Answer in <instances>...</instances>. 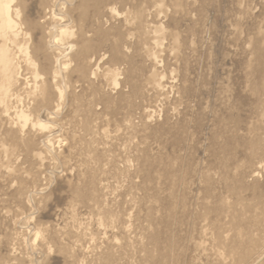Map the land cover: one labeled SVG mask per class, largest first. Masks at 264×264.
Wrapping results in <instances>:
<instances>
[{
	"label": "rangeland",
	"instance_id": "rangeland-1",
	"mask_svg": "<svg viewBox=\"0 0 264 264\" xmlns=\"http://www.w3.org/2000/svg\"><path fill=\"white\" fill-rule=\"evenodd\" d=\"M24 1L0 122L45 130L0 158V263L264 264V0Z\"/></svg>",
	"mask_w": 264,
	"mask_h": 264
},
{
	"label": "bare ground",
	"instance_id": "bare-ground-1",
	"mask_svg": "<svg viewBox=\"0 0 264 264\" xmlns=\"http://www.w3.org/2000/svg\"><path fill=\"white\" fill-rule=\"evenodd\" d=\"M47 2H50L51 3V0H47ZM52 4V3H51ZM50 4V5H51ZM54 6V11H53V8H50L49 9V12H50V18H49V22L51 23H54L55 27L52 31L53 33V36L54 37H60L63 33L62 31V28H63V24H62V20H61V14H62V9L59 8L58 4L56 5V3L54 2V4L52 5ZM33 9L29 6H27L25 4V1L24 0H6V3L5 5H0V101L1 103L3 104L2 106L0 105V109L2 107V109L4 108H7V111L10 110L8 109L10 106H9V103L11 104V101H9L8 98H10L12 96V94L10 93V96L8 97L9 95V92L13 91L15 85H16V82H18V80H15L13 79V74H14V71L16 69V66L15 64L12 63V58L15 54H17V47L19 48H22L19 52L22 53L23 49L26 47L29 48L31 47V43H32V40L31 38L29 39L27 36L28 34H26V30L27 29V24L24 20V14H28L29 16H32L30 18H35L32 14V11ZM55 12V13H54ZM23 21V22H22ZM64 47L60 44V43H56L54 44V54L53 56L55 55V58H54V79L57 75V80L54 81V83L52 85H55V87L57 85H60L61 81L63 80V76H64V69H63V64H64V56H63V52H64ZM30 52V56L28 59H27V62H25L26 64H28V68L30 69V80H31V87H32V90H24V93L25 91H29L28 93V97L31 98V100L33 99V101H35V99H41V100H44V102L47 101V98H48V93H49V83H48V78L46 75H44L45 73L42 74V71L44 69V63L45 62H48L47 59H43V62L42 60L38 59V61H36V59H34V56L32 55V51L29 50ZM18 68V66H17ZM24 75V74H23ZM14 85V86H13ZM58 87V86H57ZM30 88V87H28ZM62 88V87H61ZM27 89V88H26ZM59 88H57L56 92L59 93V91L61 90H58ZM19 90V89H18ZM23 90V89H22ZM15 91V90H14ZM20 92H21V89H20ZM19 92V93H20ZM13 93V92H12ZM17 93V92H16ZM15 93V94H16ZM19 93L17 95H19ZM23 93V92H21ZM23 97L24 95L21 94ZM27 94V93H26ZM57 95H62V94H57ZM15 96V95H13ZM12 98V97H11ZM14 98V97H13ZM26 98V97H24ZM57 98V96H56ZM60 98H62V96H60ZM15 99V98H14ZM16 99H20V98H16ZM58 99V98H57ZM23 100V99H22ZM30 100V99H29ZM28 100V101H29ZM59 100V99H58ZM61 100V99H60ZM18 100H13L12 101V105L13 104H16ZM20 101V100H19ZM32 102V101H31ZM59 102V101H58ZM57 102V103H58ZM0 103V104H1ZM23 103V102H21ZM27 103L26 101L23 103L25 104ZM21 104V105H23ZM31 104V103H30ZM18 105V104H16ZM20 105V107H21ZM26 107L28 104H25ZM33 105V104H32ZM31 106V105H30ZM57 106V104H56ZM17 107V106H16ZM19 107V109H20ZM32 107V106H31ZM12 108V107H11ZM15 108V106L13 107ZM24 108V106H23ZM22 108V109H23ZM19 109H16L19 111L20 115L23 113H21L20 111H23L22 109L19 110ZM14 110V113H15V109ZM30 110V108L28 109L27 107V110L26 112ZM32 110L34 111V107H32ZM4 111H6L4 109ZM3 112V111H2ZM9 112V111H8ZM7 112V113H8ZM17 112V111H16ZM4 113V112H3ZM6 113V114H7ZM12 113V112H11ZM11 113H8L6 116H10ZM31 113V112H30ZM34 113V112H33ZM13 114V113H12ZM18 114V113H17ZM16 114V119L18 118V121H19V117L18 115ZM27 114V113H25ZM23 115V118H21L20 120L24 121L25 119V122H23V124H26V121L28 120L29 121V127L27 128V130H25L26 132L25 133H20L21 131H19L18 129H13L7 125H5L6 121L5 122H0L1 126H3V128H5V130L3 131V133L5 134L4 136H1L0 137V158H5L7 159L8 155L12 152H13V155H14V151H17L19 150L20 148H22L20 151L24 150L25 152L26 151H29L33 146L34 142H35V139L38 138L39 136H42L41 133H42V129H43V122L39 120L40 117H35L34 114V117L30 120V119H27V115L29 114V111H28V114L27 115ZM21 115V116H22ZM14 116V115H13ZM12 116V117H13ZM15 117V116H14ZM25 117V118H24ZM30 117V116H29ZM28 117V118H29ZM3 118L0 117V120H2ZM14 119V121L16 120ZM44 120V119H43ZM17 121V120H16ZM15 124V123H13ZM22 124V123H21ZM22 124V125H23ZM16 125V124H15ZM46 125V124H45ZM20 126V124H19ZM37 126V128L39 129V131L37 133H31L32 130H34V128ZM23 126H21L20 128H22ZM26 127V126H24ZM40 127V128H39ZM19 128V129H20ZM29 128H31L32 130H29ZM45 128V127H44ZM24 129V128H22ZM41 129V130H40ZM45 130V129H43ZM24 131V130H23ZM35 132V131H33ZM62 141V140H61ZM60 142V141H59ZM62 142H60L61 144ZM58 143H56L57 145ZM59 144V145H60ZM55 145V146H56ZM58 145V146H59ZM57 146V148H58ZM60 148V147H59ZM58 148V149H59ZM57 149V151H58ZM56 154V153H55ZM39 156H41L40 154H38ZM11 158V157H10ZM13 158V157H12ZM11 158V159H12ZM4 159V160H5ZM1 160V159H0ZM8 161H11L9 160V158L7 159ZM3 161V160H2ZM1 161V162H2ZM61 161V160H60ZM5 162V161H4ZM13 162V161H12ZM6 163V162H5ZM5 163H2V164H5ZM42 163V162H41ZM7 164V163H6ZM13 164V163H12ZM61 164V163H59ZM1 165V164H0ZM10 165V164H9ZM2 166V165H1ZM4 166V165H3ZM12 166V165H11ZM14 168V167H13ZM262 172L260 171L261 174H263L264 172V164L262 165ZM5 170V169H3ZM7 170V169H6ZM5 170V171H6ZM12 172H14L12 169H10ZM9 171V170H8ZM7 171V173H8ZM10 171V172H11ZM12 174V173H11ZM1 176V175H0ZM3 176V175H2ZM5 176V175H4ZM264 177V176H263ZM262 177V178H263ZM7 178V177H6ZM2 179V178H1ZM261 204V203H260ZM263 207V206H262ZM262 209V208H261ZM263 210V209H262ZM264 212V211H263ZM252 213V212H251ZM42 215V214H41ZM250 215V214H249ZM248 219V218H247ZM254 220V219H253ZM256 220V218H255ZM254 220V221H255ZM251 221V220H249ZM253 222V221H252ZM251 222V223H252ZM259 222V221H258ZM258 226V225H257ZM245 228V227H244ZM250 229V228H249ZM246 231V230H245ZM244 233L247 234V231ZM38 232V231H37ZM249 233V232H248ZM235 234V233H234ZM234 236V235H233ZM240 236V235H239ZM243 240V239H242ZM244 241V240H243ZM263 250V249H262ZM263 253V252H262ZM258 259V258H257ZM4 263V262H3ZM1 264V263H0Z\"/></svg>",
	"mask_w": 264,
	"mask_h": 264
}]
</instances>
